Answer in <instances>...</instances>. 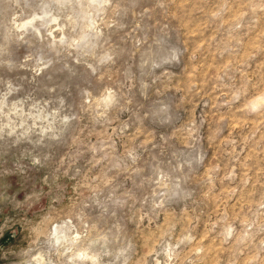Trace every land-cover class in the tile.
Returning <instances> with one entry per match:
<instances>
[{"label": "rangeland", "instance_id": "obj_1", "mask_svg": "<svg viewBox=\"0 0 264 264\" xmlns=\"http://www.w3.org/2000/svg\"><path fill=\"white\" fill-rule=\"evenodd\" d=\"M0 264H264V0H0Z\"/></svg>", "mask_w": 264, "mask_h": 264}]
</instances>
